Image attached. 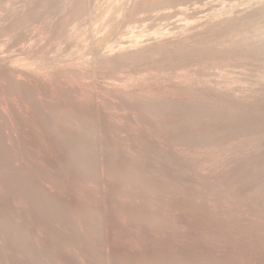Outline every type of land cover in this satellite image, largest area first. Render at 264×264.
I'll use <instances>...</instances> for the list:
<instances>
[{"label": "rangeland", "instance_id": "rangeland-1", "mask_svg": "<svg viewBox=\"0 0 264 264\" xmlns=\"http://www.w3.org/2000/svg\"><path fill=\"white\" fill-rule=\"evenodd\" d=\"M0 264H264V0H0Z\"/></svg>", "mask_w": 264, "mask_h": 264}]
</instances>
